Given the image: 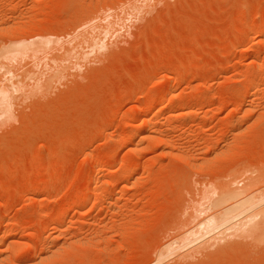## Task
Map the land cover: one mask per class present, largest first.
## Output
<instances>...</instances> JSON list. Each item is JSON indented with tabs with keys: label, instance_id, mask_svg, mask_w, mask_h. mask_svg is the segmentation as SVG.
<instances>
[{
	"label": "rangeland",
	"instance_id": "1",
	"mask_svg": "<svg viewBox=\"0 0 264 264\" xmlns=\"http://www.w3.org/2000/svg\"><path fill=\"white\" fill-rule=\"evenodd\" d=\"M0 46V264H264L231 233L157 261L217 184L264 191V0H0Z\"/></svg>",
	"mask_w": 264,
	"mask_h": 264
},
{
	"label": "bare ground",
	"instance_id": "2",
	"mask_svg": "<svg viewBox=\"0 0 264 264\" xmlns=\"http://www.w3.org/2000/svg\"><path fill=\"white\" fill-rule=\"evenodd\" d=\"M40 40L41 39H39V41ZM40 42H36V43H39L40 44ZM42 44H44V43L41 42V45ZM7 48L4 47V46H0V56L3 55L5 52H7L9 50ZM253 79H255V78H253ZM48 83H49V81H48ZM252 84L253 83L251 82V85ZM2 85H4V84H2ZM251 85H249V86H251ZM250 88H248V89L251 90L252 88L251 89ZM3 89H2V87H0V95H2L3 97H5V100L3 102L8 103L6 101V99L8 98V101L11 100V99H9L10 97H7V96L10 95V92H9V90L6 91V90H3ZM7 89H9V88H7ZM163 93H166L167 94V93H172V92H171V90H168L167 92H163V91L160 92V94H163ZM257 94H258V92H257ZM2 98L0 97L1 100H2ZM13 102H15V101H13ZM1 103H2V101H1ZM1 103H0V105H1ZM179 104H180L179 102H175V100H174V101H170L166 105V107L167 106L175 107V106H177ZM0 112L3 113V111H0ZM142 122L144 123L145 131L147 132L149 130L150 121H149L148 118L145 117V118H143ZM153 138H154V136H153ZM160 140L162 141V143H164V144L167 145V142L164 140V138H161ZM168 141H169V139H168ZM258 174L256 175L255 178H257V177L260 178L261 177V174H259V175ZM87 176H88V181L91 182V181L94 180V174L93 173H90ZM233 177L237 178L236 176H233ZM235 178H233V179H235ZM247 178H250V176L247 177ZM251 178L253 179L251 181H255L256 182V179L254 180V177H251ZM262 178H263V175H262ZM250 179H248V182L250 181ZM227 180H229V179H226V181ZM231 180H232V178H231ZM263 180H264V178H263ZM226 181L217 184L216 185V188H215V186H212L211 185L213 188L216 189L215 190V189L212 188L213 191L215 190L214 191L215 193L212 194L214 196L212 197V199L210 201V205H208V207H206L207 209L211 210V212L209 211L210 213L205 218H203L198 224H195V225H197L196 226V229L194 230V228H192L191 231H189L188 234L181 240V242L179 241L180 239H176L174 242H171L169 244H165V248H162V250H161V252H160V254H159L158 258H157V261H160V260L164 259V257H166L168 254L169 255L172 254L177 249H179V248H181L183 246H186L189 243L190 244L191 243H195V242L198 243L199 241L202 242L201 240H204V239L207 240L208 238H212L213 239V237H216V236L217 237L215 239H217L219 237V235H224L226 233L227 234H230L231 233L230 235H232V236L235 235V234L237 236L238 235H244V236L246 235L245 237H248V238L250 237L255 242H259V243H261L262 241L264 242V191H263V189L261 191L260 190L258 191V189L255 188L257 191H254L253 190L254 192L253 191L250 192L251 191L250 190L251 188H250L249 189L250 190L249 192H247L248 190L246 192H244V189L243 188H245V185H246V187L248 185L247 180H245V182H243V183H245L244 184V187H243V185L242 186L240 185L241 188L237 185V183L234 182V180H232L234 183H232L230 181H229L230 183L229 182L227 183ZM246 182H247V184H246ZM252 183H254V182H252ZM263 183H264V181H263ZM234 185H237V187L234 186ZM255 185H256V183H255ZM253 187H255V186H253ZM209 189H211V188H209ZM213 191H211V193ZM80 196H81V198H80L79 202H85L86 200H88L90 198L91 194L90 193H83ZM62 217H63V213H59L55 217V219H54V225H55L54 228L58 229L57 228V226L59 225L58 222H59V220Z\"/></svg>",
	"mask_w": 264,
	"mask_h": 264
}]
</instances>
